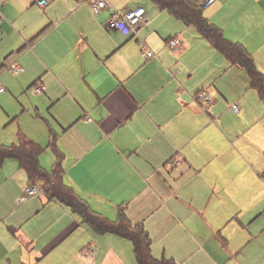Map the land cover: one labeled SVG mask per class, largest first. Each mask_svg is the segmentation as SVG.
<instances>
[{"label": "crops", "instance_id": "1", "mask_svg": "<svg viewBox=\"0 0 264 264\" xmlns=\"http://www.w3.org/2000/svg\"><path fill=\"white\" fill-rule=\"evenodd\" d=\"M48 1L42 9L36 0H0L4 61L17 53L10 64L23 68L13 73L4 63L0 70L17 77L16 87L32 99L29 110L37 117V131H28L24 117L6 113L18 131L15 141L0 146L31 142L42 148L38 163L50 178H61L64 190L110 222L123 212L132 225L142 226L158 261L262 264L264 100L249 76L239 84L241 122L227 123L220 107L230 101L211 95L215 88L198 78V61L203 54L208 64L219 61L224 69L232 62L196 27L151 1L158 12L139 5L146 21L126 35L103 25L114 9L110 2L95 14L75 0ZM260 3L253 9L242 0H219L204 9L257 66L264 57ZM127 4L117 8H137ZM172 39L181 45L169 47ZM141 42L154 57L145 55ZM39 81L45 87L40 94L34 91ZM199 92L219 102L199 101ZM117 94L126 103L114 111ZM250 95L258 101L255 116H249ZM29 185L43 192L21 202ZM88 249L94 250L90 256L84 254ZM0 264L139 262L131 240L96 232L71 207L49 197L43 183H32L17 159L0 157Z\"/></svg>", "mask_w": 264, "mask_h": 264}, {"label": "trees", "instance_id": "2", "mask_svg": "<svg viewBox=\"0 0 264 264\" xmlns=\"http://www.w3.org/2000/svg\"><path fill=\"white\" fill-rule=\"evenodd\" d=\"M160 10L168 11L171 15L184 22L187 26H194L200 34L218 51L209 36L215 38L219 36L222 31L213 23H211L204 15V8L195 0H150ZM200 13L201 15L197 16ZM209 30V35H205V31ZM223 39L234 47L246 50L241 44L232 43L228 41L224 35ZM221 52V51H220ZM222 53V52H221ZM249 59L255 64L254 59L248 53ZM227 58V57H226ZM228 59V58H227ZM229 60V59H228ZM231 61V60H229ZM232 62V61H231ZM248 72L247 67L244 68ZM251 81V88L256 90L262 96L260 82L255 81L248 75ZM42 152L39 146L27 142L19 146H0V157L2 158H15L19 161L20 166L28 173L32 183L41 182L44 184V191L53 199H57L65 203L72 210L80 215L84 222L90 225L98 233H114L131 240L135 247V253L139 264H171L167 261H158L151 255V241L148 233L140 225H132L127 220L125 214L122 212L118 222L112 223L109 220L101 217L100 215L92 212L86 204L75 196L71 191L64 190L62 187L61 178H50L51 175L47 174L38 163V155Z\"/></svg>", "mask_w": 264, "mask_h": 264}, {"label": "rangeland", "instance_id": "3", "mask_svg": "<svg viewBox=\"0 0 264 264\" xmlns=\"http://www.w3.org/2000/svg\"><path fill=\"white\" fill-rule=\"evenodd\" d=\"M113 6L114 9H119L121 4L128 3L127 6L130 8L136 7L138 5H144L149 8V14H151L152 10L158 12V8H154L150 5L152 3L149 0H108ZM150 2V3H148ZM154 8V9H153ZM106 22H104V27L106 28ZM7 51L6 48H0V65L4 64L9 66L10 62H12L11 58H17V53L13 54L8 60L4 61V52ZM11 59V60H10ZM209 60V57L206 55L201 54L199 57V72H198V78L204 79L208 83L213 84L214 81L216 85H218L220 88H222L228 95V99L230 101L229 105L225 104L224 106L220 107V110L224 113H227L226 116V122L227 123H235V122H241L237 118L241 116V112L239 113V116L236 115L231 110V106L234 104H238L241 107V103L238 100V97L242 96L243 93L240 92L239 84L240 80L238 76H236L235 73L228 74V71L224 68L219 67V61H211V63H207ZM215 69V70H214ZM207 72H211L212 77L207 76ZM220 77V78H217ZM16 81L17 77H14L6 68L0 70V84L7 90V92L4 95L0 96V104L3 105L4 109L0 107V141H15L17 136V123L12 122L7 119V114H11L14 118L13 119H19L20 117L25 118L26 123V129L28 131H37L35 128V120H36V114H32L29 110L32 99L24 94L23 92H19L18 88L16 87ZM235 89V90H233ZM240 90V91H239ZM254 94V93H251ZM234 99V100H233ZM258 100V99H257ZM249 106L250 110L249 116H255L257 113L255 110H257V102L252 95L247 98L246 101ZM22 106H25L26 110L24 111L22 109ZM53 157V156H52ZM23 194H21L22 196Z\"/></svg>", "mask_w": 264, "mask_h": 264}, {"label": "built area", "instance_id": "4", "mask_svg": "<svg viewBox=\"0 0 264 264\" xmlns=\"http://www.w3.org/2000/svg\"><path fill=\"white\" fill-rule=\"evenodd\" d=\"M78 4H89L95 14H99L103 10L110 7L109 2L105 3L104 0H99V3L103 4V8L97 7L98 0H75ZM199 1V4L206 9L216 3L219 0H197ZM36 3L39 7L42 9L46 8L49 5L48 0H36ZM140 10L143 12V15H136V12ZM2 21L1 17V11H0V23ZM146 21V10L144 7H139L131 10L121 11L119 9H113V12L111 16L109 17L108 21L106 22V28L108 31L113 32H121L126 35L134 34ZM141 48L144 51L145 55L148 58L154 57L155 54L148 50V47L144 43H140ZM181 45V41L177 39H172L169 41L168 46L171 48H178ZM8 69L13 73H19L23 70V68L16 63H11L8 66ZM45 90L44 84L39 81L34 86L35 93H43ZM6 90L5 88L0 84V94L4 93ZM206 92H199L197 94V99L199 101H205L206 103H209L211 101V96L207 93V96L205 95ZM233 106H236L240 110V106L238 104H234L231 106V110L236 113V111L233 110ZM43 192V189L38 185H29L23 196L20 198V201H25L29 199L30 197H33L35 195L40 194ZM93 249H88L84 252L86 256H90L93 253Z\"/></svg>", "mask_w": 264, "mask_h": 264}, {"label": "snow or ice", "instance_id": "5", "mask_svg": "<svg viewBox=\"0 0 264 264\" xmlns=\"http://www.w3.org/2000/svg\"><path fill=\"white\" fill-rule=\"evenodd\" d=\"M105 3L108 2V0H104ZM243 3L247 4L251 8H256L257 7V0H242ZM103 4L99 3V0L97 2V7L98 8H103ZM139 9V5L137 6ZM259 8L261 11V15H264V3L259 4ZM136 15H143V12L138 10L136 12ZM201 15L200 13L197 14V16ZM205 31V35H209V30L207 29H202ZM210 39H213V42L217 48L220 49V51L223 53L225 57H227L229 60L232 61V66L228 67L226 71H233L235 70L236 76L239 77V79H245L246 75H250L251 78L255 81L260 82L261 85H264V57H262L259 61V66L254 64L248 56L247 50H243L237 47H234L232 44L228 43L223 39V33H221L219 36H216L213 38L212 36H209ZM228 40H231V37L228 38ZM247 67L248 72L245 73L244 68ZM220 78V77H217ZM213 88H215V91L211 92V95L213 97H223L224 99H228L227 93L220 88L218 85L215 84L213 81ZM235 90V89H233ZM261 93L262 96H264V87L261 88ZM207 96V92L205 93ZM213 103H218L219 100L217 99L216 101H211ZM126 100L123 97L122 94H117L115 97H113L112 100V106L113 110L115 111L116 107L123 108L125 105ZM233 110L236 111V115L239 116L240 110L236 107L233 106ZM111 123V121L109 122ZM114 126V125H113ZM106 131L111 132V128L106 127ZM55 143V140L53 141ZM50 171V169H49ZM104 215H107V213H104ZM243 249H241L242 251ZM238 256V253L232 257V259H236ZM237 264H239V260H237ZM262 264H264V261H262Z\"/></svg>", "mask_w": 264, "mask_h": 264}]
</instances>
